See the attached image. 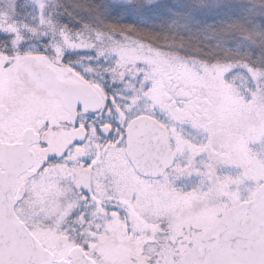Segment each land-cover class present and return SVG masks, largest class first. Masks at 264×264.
Returning <instances> with one entry per match:
<instances>
[{"label": "snow or ice", "instance_id": "obj_1", "mask_svg": "<svg viewBox=\"0 0 264 264\" xmlns=\"http://www.w3.org/2000/svg\"><path fill=\"white\" fill-rule=\"evenodd\" d=\"M0 264H264V0H0Z\"/></svg>", "mask_w": 264, "mask_h": 264}]
</instances>
